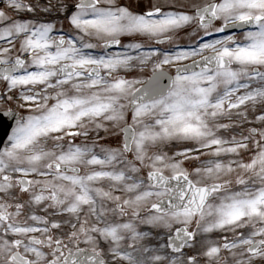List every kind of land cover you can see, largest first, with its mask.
Returning a JSON list of instances; mask_svg holds the SVG:
<instances>
[{
  "label": "snow or ice",
  "instance_id": "snow-or-ice-1",
  "mask_svg": "<svg viewBox=\"0 0 264 264\" xmlns=\"http://www.w3.org/2000/svg\"><path fill=\"white\" fill-rule=\"evenodd\" d=\"M0 5V264H264V0Z\"/></svg>",
  "mask_w": 264,
  "mask_h": 264
},
{
  "label": "rangeland",
  "instance_id": "rangeland-1",
  "mask_svg": "<svg viewBox=\"0 0 264 264\" xmlns=\"http://www.w3.org/2000/svg\"><path fill=\"white\" fill-rule=\"evenodd\" d=\"M125 2H131L133 3V5L135 7H147V4H148V0L144 1V0H125ZM2 6V5H0ZM27 15V14H26ZM103 135V133H101ZM111 142V138H110V141Z\"/></svg>",
  "mask_w": 264,
  "mask_h": 264
},
{
  "label": "water",
  "instance_id": "water-1",
  "mask_svg": "<svg viewBox=\"0 0 264 264\" xmlns=\"http://www.w3.org/2000/svg\"><path fill=\"white\" fill-rule=\"evenodd\" d=\"M7 129V122H5V124H4V126H3V128H0V136H2L3 135V133H4V130H6ZM7 130H10V129H7ZM5 138V140H6V137H4Z\"/></svg>",
  "mask_w": 264,
  "mask_h": 264
},
{
  "label": "flooded vegetation",
  "instance_id": "flooded-vegetation-1",
  "mask_svg": "<svg viewBox=\"0 0 264 264\" xmlns=\"http://www.w3.org/2000/svg\"><path fill=\"white\" fill-rule=\"evenodd\" d=\"M162 46V45H161Z\"/></svg>",
  "mask_w": 264,
  "mask_h": 264
}]
</instances>
